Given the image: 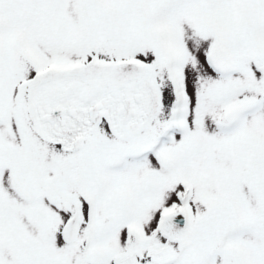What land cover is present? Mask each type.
<instances>
[{
  "label": "snow or ice",
  "instance_id": "obj_1",
  "mask_svg": "<svg viewBox=\"0 0 264 264\" xmlns=\"http://www.w3.org/2000/svg\"><path fill=\"white\" fill-rule=\"evenodd\" d=\"M0 264H264V0H0Z\"/></svg>",
  "mask_w": 264,
  "mask_h": 264
}]
</instances>
